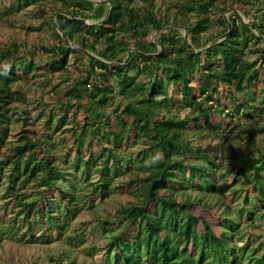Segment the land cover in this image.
Wrapping results in <instances>:
<instances>
[{
  "label": "trees",
  "instance_id": "obj_1",
  "mask_svg": "<svg viewBox=\"0 0 264 264\" xmlns=\"http://www.w3.org/2000/svg\"><path fill=\"white\" fill-rule=\"evenodd\" d=\"M39 1L0 0V20ZM57 1L67 9L45 20L59 42L43 47L52 52L43 71L33 55H19L16 42L0 47V184L7 182L3 207L18 208L12 226L26 227L27 241L62 235L85 204L95 207L119 192L128 200L98 219L100 264H264V230L246 234L264 219V152L237 151L239 161L222 172L217 144L200 139L236 135L224 125L248 108L241 91L256 88L264 72V7H252L250 23L234 13L220 19L219 33L203 36L213 12L253 0H176V10L167 6L165 13L154 0ZM76 39L86 52L70 46ZM251 41L263 45L252 59L245 51ZM71 53L87 62L70 90L85 115L59 154L54 134L72 120L71 99L38 124L43 111L34 116L26 107V90L29 80L49 81V71L63 69ZM119 95L130 100L111 106ZM137 143L144 147L135 154ZM126 169L130 176L115 184ZM227 174L230 184L248 181V188L218 185ZM8 231L0 221V242Z\"/></svg>",
  "mask_w": 264,
  "mask_h": 264
},
{
  "label": "rangeland",
  "instance_id": "obj_2",
  "mask_svg": "<svg viewBox=\"0 0 264 264\" xmlns=\"http://www.w3.org/2000/svg\"><path fill=\"white\" fill-rule=\"evenodd\" d=\"M73 2L74 0H68ZM95 3L104 0H90ZM162 13L166 12L167 6H170L172 10H176L171 6V2L176 0H154ZM254 1V2H253ZM251 2H242L236 6L229 8L224 12L212 13V26L209 30L204 31L203 36H208L210 33H219L223 29V24L219 23L220 19L225 18L229 20L231 16L235 15L236 20H243L250 23L252 21L253 9L256 4L257 7H264V0H253ZM40 2V1H39ZM134 3L142 4V1L135 0ZM39 4V5H38ZM38 4L22 5L21 7H14L12 12L1 13L0 20V47H7L6 45L16 42L19 45V55H33V60L39 66V70L45 69L46 61L52 57V52H47L43 47H52L59 42L56 33L50 29L48 23L45 20L55 18L56 13L60 9H67L62 2L57 0H42ZM71 5H68V10H73ZM173 15V13H171ZM187 16H191L187 14ZM88 23L96 22L93 18L85 20ZM172 25H166L161 30L154 31L151 35V40H155L156 36L162 31L167 30ZM181 33L187 34L183 26L179 27ZM128 34V33H127ZM224 36L220 37L218 41H221ZM189 40V37L187 36ZM80 39H76L74 43L69 42L70 46L86 52L85 47L80 42ZM249 46L246 47V54L251 59L257 56V53L251 52L257 49L259 46H263L262 43H254L251 41ZM93 54V53H91ZM140 60V65L147 64ZM125 62V61H124ZM122 62V63H124ZM83 58H78L74 53H71L68 59L67 65L57 71L50 70L46 76H49L50 80H43V76L36 79L29 80L26 90L27 102L26 107L32 111L36 116L39 111H43L41 119L38 124L44 122L45 116L52 112L55 108V114L58 115L56 110L59 105L71 99L73 107L70 111L71 119L61 127L54 139L58 143L59 154L65 148H68L73 140V131L79 133L78 122H83L84 113L83 110L77 108L78 100L71 96L70 90L72 86H75L78 80L86 75L87 64ZM263 70L260 71L259 80L256 88L246 87L241 91L240 96L243 102L249 103L248 108H244V112H239L230 121L227 126L228 130L234 129L235 134L228 133L225 137H214V134H202L200 139L205 143L217 144V163H220L222 172H228V167L232 166V163L239 161L238 152L243 151L245 153L257 156L259 153L264 152V92L261 89L264 85L262 80ZM141 78L140 80H144ZM22 83H24L22 81ZM218 86V85H217ZM216 87V86H215ZM217 89V88H216ZM219 89V86H218ZM222 90V89H221ZM262 90V91H261ZM218 91V90H217ZM87 97H83L82 101H86ZM128 97L117 96L116 100L111 106L121 104V108L129 101ZM224 107V105H223ZM257 109H253L256 108ZM260 108V109H259ZM80 109V110H79ZM258 110V111H257ZM185 110H181L183 112ZM76 112V113H75ZM245 113H249L248 116ZM75 115V118L73 117ZM14 121L11 123V126ZM256 129H263L255 132ZM36 130L41 132V126H36ZM250 134L254 137L251 138ZM239 135V136H238ZM243 136V138H242ZM10 137H12L10 135ZM215 138V139H214ZM144 144H135L132 148V152L135 154L138 151H142ZM135 174L139 173L138 169H132ZM230 175L225 176V180L218 185L222 187L228 185V189H236L237 187L246 189L249 182L243 181L236 184H230ZM130 176L128 169L124 170L123 175L115 179V184L120 181H124ZM93 179L98 178V172L93 171ZM229 182V183H228ZM7 188V182L0 184V221L3 226L8 228V232L2 237L0 242V264H100L103 261L101 248L105 245L104 236L101 234L102 230L99 227L100 218L109 217L113 212L128 200V195L123 193H113L104 201L98 203L95 207H89L88 204H83L81 213L70 224L63 228V234L57 235L56 232L50 236H45L43 241L36 239L35 241H27L22 238V233L26 231V227L17 229L13 227V219L16 217L17 222L19 216L16 215L18 208L9 206L8 209L3 207L8 197L5 196ZM89 190L85 188L84 194ZM229 194H233L229 192ZM82 203V201H81ZM236 204V203H235ZM19 217V218H18ZM245 223V222H244ZM251 225L247 226L250 227ZM246 228V229H247ZM54 229H56L54 227ZM53 229V230H54ZM264 230V219H261V224L248 228L246 234H253V238L256 234L261 233ZM41 231V230H40Z\"/></svg>",
  "mask_w": 264,
  "mask_h": 264
},
{
  "label": "water",
  "instance_id": "obj_3",
  "mask_svg": "<svg viewBox=\"0 0 264 264\" xmlns=\"http://www.w3.org/2000/svg\"><path fill=\"white\" fill-rule=\"evenodd\" d=\"M108 3L110 4V8H109V12H110V10H111V2L108 1ZM109 12H108V13H109ZM185 36H186V38H187V34H185Z\"/></svg>",
  "mask_w": 264,
  "mask_h": 264
}]
</instances>
